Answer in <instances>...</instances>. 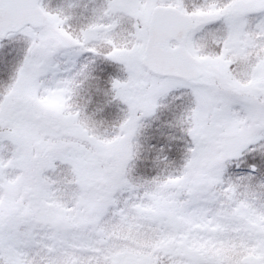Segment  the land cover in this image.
<instances>
[{"label":"snow or ice","instance_id":"obj_1","mask_svg":"<svg viewBox=\"0 0 264 264\" xmlns=\"http://www.w3.org/2000/svg\"><path fill=\"white\" fill-rule=\"evenodd\" d=\"M0 264H264V0H0Z\"/></svg>","mask_w":264,"mask_h":264}]
</instances>
